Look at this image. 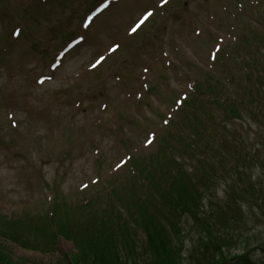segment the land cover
<instances>
[{
	"label": "rangeland",
	"instance_id": "rangeland-1",
	"mask_svg": "<svg viewBox=\"0 0 264 264\" xmlns=\"http://www.w3.org/2000/svg\"><path fill=\"white\" fill-rule=\"evenodd\" d=\"M101 3L105 7L118 5L104 10L91 29L83 32L82 20ZM262 5L264 0H0V247L13 263L72 264L77 252L73 244L50 238V245L47 235L37 232L42 230H36L33 218L41 217L39 220L47 223L44 215L53 207V197L55 205L66 207L69 218L100 211V206L112 201L107 193L110 187L122 189L121 202L129 205L133 195L142 194L137 189L140 179L132 194L126 184L128 163L122 158L127 154L147 157L165 133L171 130L177 136L170 123L191 114V108L177 111V104L185 97L186 103L191 100L193 85H225L218 78L228 71L234 86L232 83L224 90L232 99L244 86L247 95L251 85L257 86L255 90L262 87L259 77L264 71V48L257 43L262 34L246 26L256 15L264 17ZM144 13L151 16L131 35V27ZM66 26L69 31L62 32ZM247 31L255 40L248 41L250 49L242 55L236 46L242 38L248 40ZM76 38L82 42L58 56L66 43ZM113 46L117 49L112 52L109 48ZM213 54L216 60L211 63ZM240 57L247 68L236 75L238 70L229 71V61L233 59L240 67ZM94 61L100 64L96 66ZM54 62L58 67L52 70ZM200 116L206 120L201 119L204 128L218 117L206 108ZM168 118L170 128L165 126ZM247 120L249 126L225 122L227 139L234 147L235 139L241 146V138L245 141L248 137L240 147L245 159L250 161L255 155L264 160V124L254 123L251 117ZM241 127L243 134L239 133ZM192 129H199L198 124L184 126L179 136H188ZM149 133L155 141L144 147ZM206 136L201 130L196 140ZM177 147L188 164L189 149L182 143ZM206 151L211 154L216 150ZM214 155L219 162L220 157ZM120 160L126 164L114 172ZM229 161L224 163L227 168L234 165ZM244 171L253 175L264 192V174L252 166ZM233 174L231 178L220 173L212 177L214 186L209 193L217 201L224 200L226 182L235 185L237 175ZM85 200L89 201L86 205ZM253 205L241 209L244 224L240 232H231L232 227L228 230L241 245L228 248L239 253L249 246V255L264 264L262 196L257 206ZM22 224H30L32 230L24 231L18 244L10 241L12 233H21ZM180 226L186 257L191 254L190 240L195 234L188 218H183ZM196 256L189 259L195 262Z\"/></svg>",
	"mask_w": 264,
	"mask_h": 264
},
{
	"label": "trees",
	"instance_id": "trees-1",
	"mask_svg": "<svg viewBox=\"0 0 264 264\" xmlns=\"http://www.w3.org/2000/svg\"><path fill=\"white\" fill-rule=\"evenodd\" d=\"M252 63L255 66L256 61L253 60ZM259 80L262 90H255L251 85L253 91L250 90V94L247 95L246 91L236 95V99H232L224 91V87L219 89L208 83H198L196 95L183 105L186 109H192L191 114L183 120H177L178 117L170 123L177 136L172 135L171 130H166L167 133L156 143L153 153L130 160L131 174L129 173L126 184L130 185L134 194L135 183L139 178L137 189L141 195H133L129 205L123 211L117 210L113 216L103 210L69 218L68 210L63 204L57 206L53 203L52 214L47 216L46 224V220L33 218L36 230H42L37 232L46 234L50 245L58 237L70 241L77 251L70 260L72 264H259L249 255L252 252L249 246L242 248L239 253L229 251L230 245L238 246L241 243L239 240L235 241L228 230L232 227L231 232H240L244 224L241 210L244 205L257 206L261 196L264 201L261 184L255 182L253 175L244 171L252 166L264 174V160H259L255 155L249 158L251 162L246 160L247 157L240 150V147H244L243 138L241 146L235 139L232 147L227 139L229 130L222 120L214 118L208 121L209 128H204L205 118L200 116L201 109L210 110V106H214L222 113L224 120L244 122L247 117H251L255 123L264 124V71ZM203 87L206 90L203 91ZM219 93L222 94V99L213 100ZM202 94H207L209 101L204 103ZM180 113L186 112L181 110ZM196 123L200 130L192 129L188 136H179L184 126ZM213 129L217 131L216 134H213ZM201 130L207 136L196 140ZM180 143L189 149L190 157H186L190 160L188 164L183 162L182 153L177 147ZM207 149L216 150L214 153L220 157V161ZM227 149H231V152ZM202 157L206 159L202 161ZM229 160L234 163L231 168L224 164L231 163ZM156 170H160V173L157 174ZM216 172L223 178H231L232 173L237 175L233 187L226 182L223 201H217L209 193L211 186H214L212 177H216ZM117 195L113 191V196ZM115 202L119 203L118 200H113L112 207ZM208 202L210 204H207L206 209L205 203ZM183 218L190 220L194 229L192 233L196 237L191 238V254L186 257H183L184 242L181 239L184 236L180 226ZM247 224L242 230L247 228ZM23 225V229L19 227L21 233H12L10 241L18 244L19 239L24 238L23 232L32 230L30 224ZM41 242L42 239L38 241ZM192 255H197L195 262L189 259ZM0 264L25 263H13L9 254L0 247Z\"/></svg>",
	"mask_w": 264,
	"mask_h": 264
},
{
	"label": "snow or ice",
	"instance_id": "snow-or-ice-1",
	"mask_svg": "<svg viewBox=\"0 0 264 264\" xmlns=\"http://www.w3.org/2000/svg\"><path fill=\"white\" fill-rule=\"evenodd\" d=\"M149 15H151V13H149ZM145 18H147V17H145ZM141 23H143V21H141ZM137 27H139V25H137ZM136 29L134 28L133 29V31H135ZM101 59H103V58H101ZM97 63H99V61H97Z\"/></svg>",
	"mask_w": 264,
	"mask_h": 264
}]
</instances>
